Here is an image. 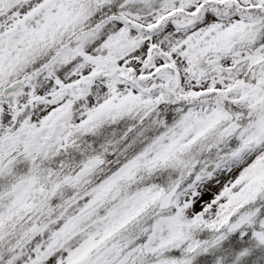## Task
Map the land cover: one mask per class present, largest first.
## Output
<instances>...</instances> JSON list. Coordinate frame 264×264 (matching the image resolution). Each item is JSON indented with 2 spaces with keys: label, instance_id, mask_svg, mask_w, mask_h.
<instances>
[{
  "label": "snow or ice",
  "instance_id": "6c2138e0",
  "mask_svg": "<svg viewBox=\"0 0 264 264\" xmlns=\"http://www.w3.org/2000/svg\"><path fill=\"white\" fill-rule=\"evenodd\" d=\"M0 264H264V0H0Z\"/></svg>",
  "mask_w": 264,
  "mask_h": 264
}]
</instances>
